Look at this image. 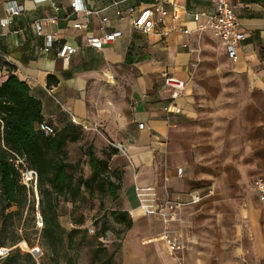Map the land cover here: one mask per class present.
<instances>
[{
	"label": "crops",
	"instance_id": "0c3cea01",
	"mask_svg": "<svg viewBox=\"0 0 264 264\" xmlns=\"http://www.w3.org/2000/svg\"><path fill=\"white\" fill-rule=\"evenodd\" d=\"M8 1L21 6L18 14L8 16ZM54 1L60 6L58 11L46 0H0V18L9 17L8 23L0 25V61L5 63L0 69V82L9 73L6 65H11L13 73L25 80L30 93L41 101L42 120L53 124L56 130L73 122L72 117L96 124L106 140L115 141L110 142L111 147L125 150L131 164L124 162L122 166L118 196L121 210L128 212L132 225L122 232L116 257L120 264H178L165 243L164 222L153 212L158 202L159 174L164 173L169 184H177L176 170L169 165L161 168L157 160L166 151L171 119L182 111V93L186 89L167 111L165 107L172 99L164 74L187 81L196 38L192 14L213 11L214 2L166 0L163 5L168 11L171 2H177V17L168 14L156 24V30L167 31L161 34L134 28L127 13L130 7L141 9L153 5L154 0H81L86 9L97 11L90 14L72 12L71 0ZM233 7L245 36L237 48L236 59L226 56L230 70L247 77L252 87L263 89L264 0H233ZM116 9L123 11L121 16L116 15ZM53 15L59 16L58 23L47 20L44 26L46 31L55 32L56 39L48 51L40 52L37 47L44 39L35 37L31 22ZM103 16L107 20L102 25ZM75 22L84 26L75 28ZM184 28L191 32H182ZM113 29L121 30V36L101 49L85 43L87 35H102ZM62 43L76 47L68 59L56 54ZM138 122L143 123L142 128ZM112 155L120 157L119 149ZM173 193L186 201L184 205L197 203L188 202L193 193L200 194L202 199L210 194ZM255 194L264 213L256 190ZM226 253L229 252L221 255L222 264Z\"/></svg>",
	"mask_w": 264,
	"mask_h": 264
},
{
	"label": "rangeland",
	"instance_id": "374dc122",
	"mask_svg": "<svg viewBox=\"0 0 264 264\" xmlns=\"http://www.w3.org/2000/svg\"><path fill=\"white\" fill-rule=\"evenodd\" d=\"M195 35L193 66L182 93L184 106L171 119L166 151L157 160L163 169L167 165L176 171L182 167V172L174 185L167 182L164 173L159 174L157 200L165 195L171 197L173 192L184 196L193 191L207 192L209 188L213 191L197 203L174 208L175 216L163 224V229L183 241L177 253L178 264H222L225 252H229L224 254L225 264H264V213L253 186L257 177H264V90L252 87L244 75L232 73L223 45L211 31ZM91 126H80L82 137L66 143L70 160L90 145L97 156L110 154V168L123 169L124 162L131 164L124 149L118 148L120 157L113 158L110 142L115 141L106 140L98 125ZM83 173H90L86 163ZM38 197L33 187L36 228L42 225L36 214ZM78 207L75 213H84L87 235L97 233L98 237L79 244L76 264H120L116 252L123 226L114 220L110 210L122 209L121 198H85ZM69 209V203L59 208L60 222L68 229L73 227ZM25 219L23 212L17 232L32 238L30 248L38 247L39 264L42 251L31 220ZM20 242L21 249L27 250Z\"/></svg>",
	"mask_w": 264,
	"mask_h": 264
},
{
	"label": "trees",
	"instance_id": "16d2710c",
	"mask_svg": "<svg viewBox=\"0 0 264 264\" xmlns=\"http://www.w3.org/2000/svg\"><path fill=\"white\" fill-rule=\"evenodd\" d=\"M4 64L0 61V69ZM6 67L9 73L0 82V247L9 248L0 253V264H37V257L18 245L22 240L28 247L33 245L27 233L17 232L23 212H26V219L31 220L42 251L39 264H76L75 252L79 244L86 239L94 240L98 234L87 235L85 215L75 211L85 198L105 195L117 198L123 171L110 168V154L97 156L90 145L82 148L79 157L70 160L65 145L82 137L80 126L69 122L54 135L39 131L37 124L43 119L41 101L30 93L28 83L13 73L11 65ZM117 150L111 147L110 153ZM16 156L22 163H15ZM83 163L89 167L88 175L83 173ZM23 164L37 173L40 228L35 227L33 188L21 181ZM62 203L70 204L68 214L73 227L69 229L59 219ZM110 214L122 224V232L132 225L126 210L114 208ZM8 231L11 234H7ZM96 248L94 252L97 253Z\"/></svg>",
	"mask_w": 264,
	"mask_h": 264
},
{
	"label": "built area",
	"instance_id": "2783aa9c",
	"mask_svg": "<svg viewBox=\"0 0 264 264\" xmlns=\"http://www.w3.org/2000/svg\"><path fill=\"white\" fill-rule=\"evenodd\" d=\"M40 1V0H35ZM44 1V0H43ZM49 1L50 5L55 11H58L60 6L54 0H46ZM166 0H154V4L151 6H145L141 9H135L134 7H130L127 11L128 15L131 17V24L134 28L142 31L143 33H151L157 31L161 34H166L167 31L161 28L156 30V24L160 22L163 17L170 14L172 17H177V8L178 4L176 1L171 2V10L168 11L163 3ZM214 9L211 12H194L192 14V19L195 22V28L193 29L196 33H202L204 31H211L222 43L226 56L231 59H236L237 48L240 44L241 39L245 36L244 31L239 29V22L234 12L233 0H213ZM70 7L72 12H84L86 14L95 13L97 11H93L90 9H86L81 0H71ZM6 10L8 12V16L16 15L20 12L21 6L17 4L15 1H8L6 3ZM116 15L121 16L123 11L120 9H116ZM50 20L55 25L59 21L58 15L47 16L43 18L34 19L31 22V26L33 28V32L35 37H43L44 42L41 46H38L37 49L40 52L48 51L53 42L56 39L55 32H48L45 29L44 22ZM107 17H101L102 25L106 22ZM9 22V17L0 18V25H4ZM84 26L83 23L75 22L73 23V27L82 28ZM103 28V26H101ZM18 33H21V30H17ZM182 32L189 33L191 30L184 28ZM121 36V30L113 29L111 31H106L102 35H87L85 43L92 47L93 49H101V47L106 43L113 42L117 37ZM76 51V47L62 43L59 45L57 49V56L63 59H68L74 52ZM164 82L171 89L170 98L172 99V103H169L165 109L170 111L175 104L173 101L180 95V93L186 88L187 81L175 78L171 75L164 74ZM264 90V88H263ZM72 121L83 129H90L92 126L90 124L81 122L76 118L72 117ZM138 127L142 128L143 123L138 122ZM37 129L44 133L45 135H54L56 132V128L53 124L48 123L44 120H41L37 124ZM15 163H22V159L16 156L14 159ZM21 171V181L27 187H36L37 181V173L33 169H29L23 164V167L20 169ZM182 172V167H177L176 174L180 175ZM254 189L257 192L259 203L264 211V177L260 176L254 180L253 183ZM208 193L212 192V188H209ZM163 199H159L156 207L153 212L157 215L162 221L165 223L169 219L175 216L174 208H178L186 203L179 196L165 195ZM202 199V196L198 193H193L190 195L188 199L189 203L198 202ZM41 224V223H40ZM89 231L93 229L88 227ZM163 237L168 249L176 256L180 249L183 248V241L176 235H172L167 228L163 229ZM38 249V247H35ZM2 249V248H1ZM0 249V253H3L7 249Z\"/></svg>",
	"mask_w": 264,
	"mask_h": 264
},
{
	"label": "water",
	"instance_id": "95a60500",
	"mask_svg": "<svg viewBox=\"0 0 264 264\" xmlns=\"http://www.w3.org/2000/svg\"><path fill=\"white\" fill-rule=\"evenodd\" d=\"M36 214H37L38 219L41 220V216H40L38 210H37V213ZM19 244L22 245L23 247H25L28 251H30L33 256L37 257L39 255L38 249L28 247L26 243L23 244L22 242H20ZM4 249L5 248H2L1 250H4Z\"/></svg>",
	"mask_w": 264,
	"mask_h": 264
},
{
	"label": "bare ground",
	"instance_id": "6f19581e",
	"mask_svg": "<svg viewBox=\"0 0 264 264\" xmlns=\"http://www.w3.org/2000/svg\"><path fill=\"white\" fill-rule=\"evenodd\" d=\"M123 149V148H122ZM256 221V220H255ZM254 228H255V226H254ZM23 244H25V242L24 241H21Z\"/></svg>",
	"mask_w": 264,
	"mask_h": 264
}]
</instances>
